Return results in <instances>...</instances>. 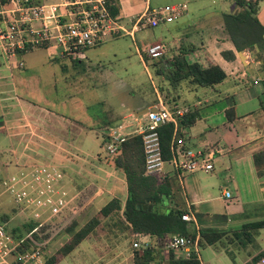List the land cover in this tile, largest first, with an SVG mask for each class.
Returning a JSON list of instances; mask_svg holds the SVG:
<instances>
[{"label": "crops", "instance_id": "crops-1", "mask_svg": "<svg viewBox=\"0 0 264 264\" xmlns=\"http://www.w3.org/2000/svg\"><path fill=\"white\" fill-rule=\"evenodd\" d=\"M163 1V3L151 5V0H109L117 9L115 15L126 27H129L135 16L146 7L169 4L167 1L186 3L187 9L175 22L180 19L182 22L189 19L194 26L184 33H181L182 29L180 28L178 34L175 32L176 35H171L172 46H168V48H172L171 52H168L169 49H164L163 46V52L160 55L166 54L167 51L168 56H163L170 57L178 49L185 50L188 58L196 59L202 63V66L218 65L224 71L225 78L211 87L194 86L185 81V91L180 94L175 91L176 88L172 87L170 91L165 88L166 94H163V87L162 93L153 89L154 99H140V102L131 105L121 99L118 110L122 113L121 117L125 119L129 118L131 113L135 114L142 108L159 104L166 107L186 106L190 110L192 120L184 128L186 133H182L184 143L186 147L194 151L208 154L212 167L208 171L177 174L168 164H165V175L170 180L177 205L184 210L189 208L195 217H202L205 222L200 223L201 226L217 227L223 230L225 235L222 238L229 237V235L236 237L239 231L243 230L246 239L253 241V247L245 252V258L241 262V264H245L260 253L264 255V242L259 244L254 240L256 234L258 237V231L247 228L248 223L264 219V170L258 175L252 164V154L264 149V109L260 105V99H264L262 59L255 60L247 50L241 51L242 57L237 55L232 43L222 30L221 14L228 13L224 10L223 0H219L220 8L217 11L209 12L202 17L196 13L203 8L200 5L205 0ZM188 1L191 2L190 5H196L190 11ZM259 2L261 0L256 1L254 16L264 28V3L260 5ZM233 8V11L229 13H235L239 9L236 4ZM34 49L36 48L17 56L16 60L23 62L21 67L8 66L4 58L3 68L10 72L9 75L2 74L3 69L0 68V103H3L1 108L6 109L3 116H14L12 118L14 124L2 132L13 130V136H20V132L31 133L32 124L39 121L43 130L52 137L48 139L45 133L43 134L42 140L49 143L47 151L52 152L60 163L64 159L72 162L71 159L65 158L67 147L74 142L77 133L82 129H87V125L90 124L89 115L83 112V116H80L82 115L81 103L74 98L48 102L45 98L26 100L18 95L14 97L9 94L16 87L11 79L13 71L24 67L23 56ZM47 49L50 52L45 53V56L50 61L61 57L78 61L86 58L83 53L85 49L80 50L76 57L60 54L59 51L54 54L52 48ZM221 50L233 51L234 59L225 60L220 55ZM138 58L146 68L140 54ZM16 77L17 83H20L24 78L19 73ZM8 78L11 79V82L6 81ZM164 98L169 101V104L163 102ZM229 108L233 115L228 120L225 110ZM126 122L128 119L125 122H116L114 126L120 124L124 127ZM102 127H105L107 132L110 126ZM124 131H127L126 127H124ZM20 140L27 144L26 138L20 137ZM10 149L15 150V154L20 157L22 149L18 148L17 144ZM70 155L72 158H78L77 154L70 153ZM52 156L47 154L45 157ZM68 157L70 156L68 155ZM22 158L25 161L26 157ZM5 168L7 171L9 170L6 165ZM122 182L123 196H125V183L123 180ZM225 191L229 193L228 197H224ZM216 214H222L217 219L218 222L212 218ZM259 216H263V218H259Z\"/></svg>", "mask_w": 264, "mask_h": 264}, {"label": "rangeland", "instance_id": "rangeland-1", "mask_svg": "<svg viewBox=\"0 0 264 264\" xmlns=\"http://www.w3.org/2000/svg\"><path fill=\"white\" fill-rule=\"evenodd\" d=\"M233 1L223 0L224 10L228 13L232 12L235 7ZM163 2V0H151L150 3L154 5ZM167 2L172 3V1ZM263 3L264 0L259 2L260 5ZM190 4L191 2L188 1L189 11L196 6ZM219 4V0H205L200 5L203 8L196 15L202 17L209 12L217 11L220 8ZM176 20L170 23H161L155 27H145L135 31L134 35H119L96 46L87 47L85 50L83 49L86 58L81 61L70 60L67 57L50 61L45 56V53L50 51L47 48L38 47L23 56V68L13 71L11 79L16 87L14 91L9 92L11 96L18 95L26 100L45 98L48 102L74 98L81 103L82 115L80 116H83V112H85L90 117L87 129H82L77 133L74 142L67 147L68 151L65 154V158L67 157L69 160L72 158L70 153L77 154L79 158L73 157L76 161L72 162L64 159L61 163V167L66 170V177L64 175L63 178L71 188L69 190L80 193V200L76 201L77 208L70 209L73 214L68 215V218L58 217V220L52 221L53 223L45 224L39 234L35 235L38 232L36 231L33 233L32 240H29V244L38 243L40 245V255L43 259L53 254L56 256L55 264H132L134 252L141 253L139 248L132 247L131 243L135 238L131 235L132 231L129 226L121 221L120 211L117 214L113 211L107 216L98 215L99 208L109 199L116 197L121 203L124 201L123 174L119 169L117 170L107 163L111 156L105 155L100 147L102 137L104 138L106 133L105 127L102 126L112 127L116 122H125L127 119L128 122L125 124L127 131L139 125L142 126L140 117L137 118L134 113H131L127 119L121 117L122 113L118 110L120 100L124 99L128 102L126 104L131 105L140 102V99H154L153 89L156 92L159 91L158 86L163 87V94H166L165 88L167 91L171 90L163 77L153 74L151 67L147 64L148 61L144 62L146 65L144 68L138 57L139 54L148 57L143 49L146 45L154 42L163 43L164 49H169L168 52H171L172 48H168V46H172L171 35L178 34L180 28L182 29L181 33H184L194 26L189 19L184 22L182 19L175 22ZM163 55L168 56L167 51ZM3 63L4 57L0 50L2 74L9 75L10 72L5 71ZM7 64L13 68L18 67L12 60L7 61ZM17 73L21 77L24 76L20 83H17ZM11 79L8 78L6 81L11 82ZM175 88L178 94L184 93L185 81H180ZM1 104L3 103H0V170L3 171V174L7 173L5 165H7L8 171L13 169L9 164L11 159L7 150L16 144L18 148L22 149L24 143L20 137L28 140L23 147H29L31 152L29 154L37 157L35 160H39L41 156L45 157L47 154L54 155L47 151L49 143L42 140L44 133L48 139L52 137L43 130L39 121L32 124L31 133L20 132V136H13V130L2 132L14 124L12 121L14 116H3L6 109L1 108ZM83 123L86 124L85 121ZM53 157L56 161L55 156ZM64 169L61 168L62 171ZM12 206L11 197L6 193L5 187L0 184V212L6 217H13L7 223L10 229L16 224L28 222L24 218V214H28V210L18 209L15 212L11 208ZM220 215L222 214L213 215V220L218 222L217 219ZM95 216L98 222L94 228L68 252L63 253L62 246L71 238V234L65 229L66 226L73 220L76 222V230ZM198 218L201 222H205L202 217ZM259 218H263V216H259ZM256 230L258 237L256 234L254 240L262 244L264 228ZM149 244H151L150 241H148ZM252 247L253 241L248 242L244 231L240 230L236 237L229 235L215 244L199 248V257L202 264H241L245 258V252ZM161 257L160 252L156 253L155 261H162Z\"/></svg>", "mask_w": 264, "mask_h": 264}, {"label": "built area", "instance_id": "built-area-1", "mask_svg": "<svg viewBox=\"0 0 264 264\" xmlns=\"http://www.w3.org/2000/svg\"><path fill=\"white\" fill-rule=\"evenodd\" d=\"M186 8L184 2L146 7L126 27L116 15L109 14L106 0H0V50L7 61L12 60L18 67L23 63L16 60L17 50L28 51L40 46L52 48L54 54L59 51L60 54L76 57L80 50L116 36L133 35L145 27L170 23L179 18ZM143 51L148 57L156 58L163 52V44L150 43ZM152 107L137 116L142 126L134 127L132 131H124L125 126L120 124L109 127L100 146L104 154L113 155L127 136L135 134L141 140L145 174L161 177L165 175V164L177 174L210 170L212 165L208 154L185 146L182 133L186 131L179 125V119L188 108L180 105L166 107L163 104ZM167 123L172 125V135L169 157L163 159L157 128ZM27 151L31 153L29 147H23L21 158L15 150L7 151L13 169L6 170V174L0 170V184L11 197V208L15 212L18 209L28 210L24 218L34 225L30 230L13 236L7 226L13 217H6L0 212V264H43L45 259L40 255V245L29 244L33 233L38 231L35 234L38 235L45 224L53 223L58 217L68 218L73 214L70 209H76V201L80 200L78 191L69 190L71 188L63 178L64 175L66 177V170L59 160H54V155H40L39 160H35L36 155L32 156ZM223 195L228 197L229 193L225 191ZM180 218L195 231L193 238L171 234L164 248L171 249L175 259H189L193 254L198 264H202L197 244L199 225L195 215L186 208ZM131 235L135 238L132 247L139 248L140 252L149 246L147 237L133 231ZM251 264H264V256H259Z\"/></svg>", "mask_w": 264, "mask_h": 264}, {"label": "trees", "instance_id": "trees-1", "mask_svg": "<svg viewBox=\"0 0 264 264\" xmlns=\"http://www.w3.org/2000/svg\"><path fill=\"white\" fill-rule=\"evenodd\" d=\"M257 0H234L238 6L235 13H222V30L232 43L234 50L249 51L255 60L262 59V70L264 72V28L256 20L255 6ZM106 6L110 15H115L117 9L113 3L106 0ZM44 47L45 46H40ZM16 55L19 57L25 51L17 50ZM220 55L228 61L234 59V53L231 50H221ZM144 62L148 61L153 74L163 77L167 84L175 88L180 81H186L194 86L211 87L225 78L224 71L216 64L202 66V63L196 59L187 57V51L180 50L170 56L160 55L157 58H148L144 54L141 56ZM264 85V81H263ZM158 90L162 93V88ZM164 97V96H163ZM165 104L169 101L163 99ZM260 105L264 109V99H260ZM170 106V105H169ZM226 118H231V108L225 110ZM192 120V114L188 110L180 119L179 125L185 127ZM161 156L163 159L169 157V145L172 135V125L170 123L161 125L157 128ZM105 135V134H104ZM103 135V136H104ZM103 138V137H102ZM119 151V152H118ZM118 152V153H117ZM72 161H76L71 158ZM109 165L119 169L123 174L125 183L124 201L121 203L119 199L113 197L103 204L98 215L107 216L111 212H121V221L129 226L130 231L137 232L141 237H147L151 244L141 253L134 252L132 264H198L193 258V254L189 259H175L171 249H165V241L171 234L182 235L193 238L195 231L185 221L181 220L180 215L184 209L177 205L172 193L170 180L166 175L158 176L153 174H145L143 170V154L141 140L139 135H129L119 145L116 153L108 158ZM252 164L256 173L259 175L264 170V149L252 154ZM110 165V166H111ZM149 199L150 208L142 209L140 206ZM148 204V203H147ZM146 204V205H147ZM139 205V208L135 206ZM199 221L198 240L199 248L205 245H212L219 241L225 232L219 228L210 226H201ZM97 217H91L81 227L75 230V221H71L66 226V231L71 234L70 240L62 246V251L68 252L74 245L80 242L97 224ZM33 222H23L11 228L13 236L19 235L33 227ZM248 230H256L264 228V219L252 221L248 223ZM250 236V235H249ZM246 237V236H245ZM249 241L250 239H246ZM161 253L162 261H155V254ZM261 254L253 257L251 261L245 264H251ZM56 256L49 255L43 264H55Z\"/></svg>", "mask_w": 264, "mask_h": 264}, {"label": "water", "instance_id": "water-1", "mask_svg": "<svg viewBox=\"0 0 264 264\" xmlns=\"http://www.w3.org/2000/svg\"><path fill=\"white\" fill-rule=\"evenodd\" d=\"M237 55H238V56H242V54H241L240 51H237ZM149 109H153V107H150V108H147V107L142 108L141 110L137 111V112L135 113V115H136V116L141 115L142 113H144L145 111H147V110H149ZM148 201H149V199L147 198V199L145 200V203H143L140 207H141L142 209H144L145 207H146L147 209H149V208H150V203L147 204ZM146 204H147V205H146ZM135 207H136V208H139V205H136Z\"/></svg>", "mask_w": 264, "mask_h": 264}]
</instances>
